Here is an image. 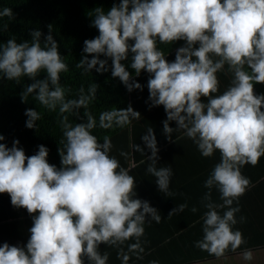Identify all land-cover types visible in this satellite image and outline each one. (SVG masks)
Listing matches in <instances>:
<instances>
[{
    "label": "clouds",
    "instance_id": "1",
    "mask_svg": "<svg viewBox=\"0 0 264 264\" xmlns=\"http://www.w3.org/2000/svg\"><path fill=\"white\" fill-rule=\"evenodd\" d=\"M12 15L9 7L0 10V17ZM89 15L99 34L84 40L76 66L101 73L110 67L112 77L119 78L128 91L143 87L128 68L137 76L146 71L151 106L163 105L166 112L167 137L171 140L174 130H183L202 156L219 151L220 159L204 181L207 210L202 216V239L195 244L216 256L237 249L243 237L233 228L240 211L238 203L233 204L249 184L241 167L255 165L264 155V94L253 91L254 83H264V0H119L106 11L96 7ZM48 27L46 35L31 30L30 41L9 38L0 43V79L19 82L28 77L31 83L20 93L24 101L34 93L42 105L58 107L60 113L86 108L96 85H90L87 94L81 88L78 98H65L60 74L67 65ZM178 40L184 43L176 48L175 59L168 61L157 44ZM225 65L233 78L215 95L216 73ZM41 71L46 75L38 78ZM201 97H207V102ZM121 113L140 115L131 106ZM25 115V126L36 127L37 110L28 108ZM114 115L102 113L100 126H111ZM126 119L122 114L116 122ZM170 121H175V128ZM61 125L59 167L48 162L49 149L43 144L26 155L18 139L11 147L0 143V193H8L11 204L25 208L32 218L26 244L0 245V264H106L107 253L97 250L102 242L115 245L138 238L146 220H161L149 201L136 197L134 177L109 155L110 139L99 142L92 134L96 127L92 115L74 125L65 116ZM4 140L0 134V141ZM149 147L152 162L147 172L167 194L172 169L155 166L156 140ZM214 187L222 203L212 201ZM185 207L179 204L168 216ZM242 257L251 260V251L244 250ZM122 260L127 264V255Z\"/></svg>",
    "mask_w": 264,
    "mask_h": 264
},
{
    "label": "trees",
    "instance_id": "2",
    "mask_svg": "<svg viewBox=\"0 0 264 264\" xmlns=\"http://www.w3.org/2000/svg\"><path fill=\"white\" fill-rule=\"evenodd\" d=\"M114 3H119V0H0V10L4 7L13 10L11 17H0V43L6 42L9 38H14L17 42L30 41L31 30L39 29L46 35L49 32L48 26L51 25L52 35L67 65V71L60 74V84L65 89V98H78L81 88L87 94L89 86L96 85L95 95L89 100L86 108L80 107L60 113L58 107L53 110L42 105L34 93L29 94L26 101L21 99L20 93L31 83L28 77L22 76L19 82L0 79V134L5 137L0 143H6L11 147L13 140L18 139V146L24 149L26 155L34 154L38 150V145L43 144L49 149L48 162L59 167L60 156L57 150L62 146L60 142L64 139L62 118L66 116L67 121L74 125L85 122L87 114H90L96 119V127L91 130L92 134L99 142H103L105 137L110 139L109 155L114 156L130 175L133 176L139 170L144 157L148 156L145 150L150 151L149 145L139 143V136L135 133L144 126V119L139 121L138 117L135 120V116L121 113V110L131 106L136 111L135 103L142 101V89L128 91L119 78L112 77L110 67L109 71L101 73L95 69L85 71L82 67L76 66L83 55L84 40L99 34L91 23L93 17L89 13L96 7H102L106 11ZM183 43L182 40L158 43L157 47L168 61H172L175 59L176 48ZM108 63L110 66V59ZM122 63L127 64L128 61ZM128 70L134 80L141 81V85L144 84L142 79L146 71L142 70L137 76L134 69L129 67ZM245 70L250 71L247 66ZM45 75L41 71L38 78ZM262 84L264 83H254V93L255 88ZM146 106L148 105L143 103L139 110H143L144 115L148 114L150 119L156 121L155 114L149 113ZM28 108L37 110L39 114L35 122L36 127L25 126L27 119L25 110ZM105 112L115 113L111 126L107 128L99 124L100 116ZM122 114L126 115L127 119L117 123ZM162 121L163 116L159 113L158 126L163 125ZM31 225V214L23 207L13 206L8 193H0V245L8 242L11 245L23 246L30 236ZM191 260L183 259L182 262L186 264Z\"/></svg>",
    "mask_w": 264,
    "mask_h": 264
},
{
    "label": "crops",
    "instance_id": "3",
    "mask_svg": "<svg viewBox=\"0 0 264 264\" xmlns=\"http://www.w3.org/2000/svg\"><path fill=\"white\" fill-rule=\"evenodd\" d=\"M149 75L146 72L142 79V101L135 103L136 111L140 113L135 116V120L138 117L139 121L144 119V126L135 133L141 145H150L156 140L158 160L155 166L171 167L172 176L168 193L161 192L155 183L156 178L147 172L152 162L150 148V151L145 150L148 156L144 157L139 170L133 174L134 191L137 198L149 201L158 210L161 220L158 223L146 220L144 232L138 238L131 237L115 245L102 242L97 250L101 254L107 253L106 264H123L124 255L128 257L127 264H152L153 261L158 264H185L183 259H192L186 264H264V155L259 157L255 165L249 163L241 167L249 184L238 201H234L233 206L238 203L240 211L235 214L237 224L233 228L241 231L242 244L235 250L227 249L220 256L197 247L195 242L203 236L202 216L207 210L204 207L207 203L204 195L208 189L204 187V181L219 161L220 153L217 150L211 156H202L192 139L183 134V130H174L171 140L167 137L163 125L158 126L159 113L163 121L167 118L165 109L163 105L151 106L149 100ZM216 75L218 91L215 95H218L230 86L233 77L227 65L218 70ZM255 91V94H264V84L255 88ZM201 100L207 102V97H201ZM143 103L148 105L149 113L155 114L156 121L139 110ZM170 126L175 128V121H170ZM211 199L215 203H222L215 187L211 190ZM182 203L186 204L182 211L168 216L173 208ZM193 208L196 210L193 211ZM218 211L222 213L224 209ZM244 250L251 251V260L243 259Z\"/></svg>",
    "mask_w": 264,
    "mask_h": 264
}]
</instances>
